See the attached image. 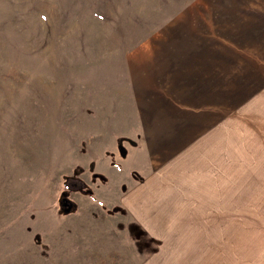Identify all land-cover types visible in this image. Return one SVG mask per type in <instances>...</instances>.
Listing matches in <instances>:
<instances>
[{
    "label": "rangeland",
    "instance_id": "obj_1",
    "mask_svg": "<svg viewBox=\"0 0 264 264\" xmlns=\"http://www.w3.org/2000/svg\"><path fill=\"white\" fill-rule=\"evenodd\" d=\"M204 23L264 61V0H0V264H264V83L170 201L133 197L131 68Z\"/></svg>",
    "mask_w": 264,
    "mask_h": 264
},
{
    "label": "crops",
    "instance_id": "obj_2",
    "mask_svg": "<svg viewBox=\"0 0 264 264\" xmlns=\"http://www.w3.org/2000/svg\"><path fill=\"white\" fill-rule=\"evenodd\" d=\"M187 28L185 33L189 38L171 40L168 48L162 46L165 51H155L152 43H146L144 49L152 48L154 52L151 50L146 57L141 54L136 66L131 68L134 69L129 80L132 104L145 148L143 153H132L128 160L137 161L136 166L144 173L133 197L140 195L142 185L158 183V188H163L157 196L152 191L148 197L153 200L152 204L161 199L171 200L170 194L176 188L172 184L163 186L164 180L171 175L176 186L180 180L173 173L180 179L184 174H193L194 157H198L203 146H206L203 166L210 165L212 143L220 151L224 136L237 137L239 110H246L244 123L253 125L249 102L254 97V83H264V61L256 63L254 53L248 55L247 62H236L233 55H221L218 50L221 45L217 42L224 36L211 25L204 23ZM225 32L226 45L233 52L245 39L231 29ZM257 56H263L264 60V51ZM245 105H249L248 110ZM147 163L151 164V171ZM135 206L138 207L136 203Z\"/></svg>",
    "mask_w": 264,
    "mask_h": 264
},
{
    "label": "water",
    "instance_id": "obj_3",
    "mask_svg": "<svg viewBox=\"0 0 264 264\" xmlns=\"http://www.w3.org/2000/svg\"><path fill=\"white\" fill-rule=\"evenodd\" d=\"M62 205H66V206H70V203L68 202V200H64L61 202ZM70 210V207H66V212Z\"/></svg>",
    "mask_w": 264,
    "mask_h": 264
},
{
    "label": "flooded vegetation",
    "instance_id": "obj_4",
    "mask_svg": "<svg viewBox=\"0 0 264 264\" xmlns=\"http://www.w3.org/2000/svg\"><path fill=\"white\" fill-rule=\"evenodd\" d=\"M62 205V204H61Z\"/></svg>",
    "mask_w": 264,
    "mask_h": 264
}]
</instances>
